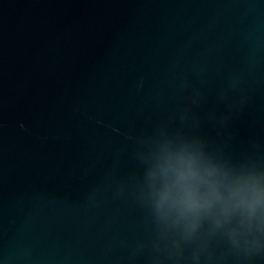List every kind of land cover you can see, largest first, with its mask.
I'll use <instances>...</instances> for the list:
<instances>
[{"label":"water","instance_id":"water-1","mask_svg":"<svg viewBox=\"0 0 264 264\" xmlns=\"http://www.w3.org/2000/svg\"><path fill=\"white\" fill-rule=\"evenodd\" d=\"M164 138L264 171V0H0V264H151Z\"/></svg>","mask_w":264,"mask_h":264},{"label":"clouds","instance_id":"clouds-1","mask_svg":"<svg viewBox=\"0 0 264 264\" xmlns=\"http://www.w3.org/2000/svg\"><path fill=\"white\" fill-rule=\"evenodd\" d=\"M143 161L135 192L150 218L151 264L264 258V171L217 159L198 139L156 140Z\"/></svg>","mask_w":264,"mask_h":264}]
</instances>
